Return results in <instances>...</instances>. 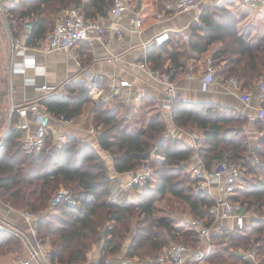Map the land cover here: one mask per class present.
<instances>
[{"label":"trees","instance_id":"16d2710c","mask_svg":"<svg viewBox=\"0 0 264 264\" xmlns=\"http://www.w3.org/2000/svg\"><path fill=\"white\" fill-rule=\"evenodd\" d=\"M171 1L137 0L136 10L142 24L147 19H155V11L164 10ZM112 3L113 0H18L9 9L8 25L13 36H18L24 23L31 24L25 43L35 46L53 28L58 14L70 5L81 6L88 18H97L108 16ZM199 19V26L194 21L190 23V34L185 42L170 39L160 46L151 44L147 56L150 65L164 70L163 65L168 60L170 65L165 72L174 80L185 67L182 56L192 58L191 68L196 70L195 60L216 44L210 56L220 76L234 77L242 88L253 89L264 76V41L243 40L237 23L218 5H205ZM179 45L183 47L181 52L177 51ZM90 89L91 85L85 80H69L64 83L63 92L43 95L40 102L52 118L64 121L76 118L85 110L86 119L101 125L98 144L110 153L115 172L135 171L145 160L150 163L153 175L140 187L138 201L131 203L110 194L112 179L95 147L87 143L77 147L74 136H66L65 141L57 144L49 131L45 145L38 152L25 154L18 133L12 129L0 148V201L38 215L37 237L49 243L51 261L57 264L86 262L88 253L100 241L98 264H103L108 255L119 250L132 226L135 230L128 257L155 255L168 244L169 236L179 238L170 221L153 217L155 196L170 193L186 205L194 217H208L213 200L206 193L193 192L189 173L181 164L189 159L193 149L182 139L161 135L165 132L163 117H155L144 130L131 132L130 127L121 124L120 103L106 109L103 102L92 101ZM261 105L264 106V97ZM232 112L235 113L234 109L228 106L191 103L178 95L170 111L177 126H195L203 133L198 154L206 166L211 167L215 159H226L245 167V186L231 199L239 201L252 216L241 230L223 228L212 234L214 252L209 260L213 264H237L239 257L235 251L238 248L256 247L264 253V136L258 139L261 148L255 149L259 163H252L248 159L251 145L245 130L248 118L240 112L235 117ZM255 122L256 128L261 130L260 119ZM60 186L76 194L90 193L92 199L81 200L76 206L51 207L50 199ZM183 236L184 243L191 246H197L200 241L195 233H183ZM21 249L15 233L0 227V254Z\"/></svg>","mask_w":264,"mask_h":264},{"label":"crops","instance_id":"0c3cea01","mask_svg":"<svg viewBox=\"0 0 264 264\" xmlns=\"http://www.w3.org/2000/svg\"><path fill=\"white\" fill-rule=\"evenodd\" d=\"M215 1L216 0H207L206 3H214ZM214 4L224 8L237 22L238 33L243 40L250 43H261L264 41V6L251 8L242 4L240 0H218ZM124 5L123 12L114 18L118 24V32L114 31V29H108L103 35L102 40L91 38L80 41L70 52H43L27 48L26 53L28 56L33 59L37 66L42 67L43 71L37 72L35 69L29 68L23 74L14 73L11 75L15 86V100L24 103V101L43 96V92L36 88V86L44 83L62 84L73 79L85 80L91 85L89 97L95 103L103 102L106 109L116 107L120 103L119 117L121 119V124L124 127H130L131 132L146 129L155 117L161 116L165 119L167 125L164 132L165 135L170 134L172 137L174 136L178 139H182L192 147L193 140L189 133L191 132L195 134V136L197 135L201 138V141L203 139V133L200 130L198 132L185 130L174 123L170 116V111L163 107V102L167 99L165 86L160 83L155 76L149 74V70L155 69L165 72L170 62L166 60L163 65L164 70H161L152 67L150 62L147 61V56L150 53L149 48L152 44L151 40L159 31L166 30L170 35V39H177L180 42H185L190 34L189 25L194 21L197 10L188 9L173 14L166 13L161 19L157 18L156 14L160 11L156 10L155 19H147L142 28L136 31L129 21L131 15L138 12L136 6L126 1ZM216 46L217 45L214 44L206 54L200 59L195 60V64L197 65L196 70L191 68L194 60L188 58V55L182 56L185 67L182 72L174 78L177 94L184 101L191 103H217L236 109L247 116L248 123L245 130L247 131L251 149L257 143L261 133V130L256 128V119L254 118L256 107L261 99L260 91L257 88L258 81L252 89L253 95L248 106L242 103L238 92L229 91L224 87L223 77L219 76L206 91L200 88V77L205 70V60L210 56V53ZM144 59H146L147 63L145 67H140L138 61ZM22 60L23 56H14L12 61L13 63L20 64ZM190 75L192 77H190ZM30 79L33 82H28ZM119 79H127L132 83L134 93L138 97L132 104L126 103L121 95H110L111 81L117 82ZM61 92H63V90ZM105 96L108 97L107 100H103ZM28 118H32L31 113H28ZM54 125L52 124L51 116L50 132L52 133L54 141L62 140V138L66 136H77L79 141L82 142V145L87 143L95 147L101 156L102 153H104V160L108 158L107 160L110 163L109 167L108 162H106L107 160L105 161L107 164V173L112 179L110 194L115 199H121V197L124 196L125 198L123 199H127L131 203H136V201H138L142 191L140 188L141 186L128 185L131 171L123 173L114 171L112 158L100 148L98 138H94V136H96V134H94L95 126L90 124L86 125L83 113L70 121L58 120ZM54 133H56V138L54 137ZM190 159L189 157L188 160L181 162L185 169L191 163ZM78 194L82 201H90L92 199L90 193L81 191ZM211 194L218 197L220 191L214 186L211 190ZM165 198L166 196L163 195L161 199ZM183 206L187 211V220H185L186 218H184V215L180 214H178L177 217L167 214L156 217L158 219L170 221L175 229L174 234L176 235L195 233L194 228L191 226V219L194 216L186 205L183 204ZM153 207V211L156 210V204H153ZM11 208L9 204L0 201V214L3 215L2 219L12 225L11 230H13V233L19 238L22 249L19 252L1 254L0 264H22V261L29 257L33 245L29 240V224L23 221L21 214L16 211L19 209ZM183 222H187V224L183 225ZM231 224L230 220L219 219L214 224L213 232L219 231V226L221 229L230 228ZM134 230L135 227L132 226L129 235L126 237L119 250L106 257L110 259L111 264H118L126 258L143 260L156 255L144 254V256L128 257L127 253L132 244ZM174 237L173 235L169 236V240ZM198 238L200 241L198 245L194 247L199 251L207 250V241L204 238ZM42 242L49 249L51 248L47 241ZM169 242H172V240ZM101 245L102 241L93 246L92 250L88 253L87 260L98 261ZM144 249H147V246ZM209 252L213 254V244L209 247ZM4 258H8L6 263H3ZM53 263L57 264L56 262ZM84 263L85 262L80 264ZM32 264L46 263L38 258L32 261Z\"/></svg>","mask_w":264,"mask_h":264},{"label":"built area","instance_id":"2783aa9c","mask_svg":"<svg viewBox=\"0 0 264 264\" xmlns=\"http://www.w3.org/2000/svg\"><path fill=\"white\" fill-rule=\"evenodd\" d=\"M218 1V0H216ZM215 1V2H216ZM242 4L251 8L264 6V0H240ZM3 1L0 0V3ZM123 0H113L111 8L108 10V16L88 18L84 10L79 5H70L62 13H60L53 28L47 32L45 37L38 45L28 46L25 43L26 38L31 32V24L24 23L21 27L20 34L13 36L10 39V60L8 63L10 82V93L8 99V126L6 131L0 137V148L4 146V138L12 129L19 135V141L22 150L25 154L38 152L44 145L48 132L50 131L51 114L46 110V107L40 102L41 97L33 100L17 102L15 100V86L11 75L14 73L23 74L29 68L35 71H43L42 67L36 65L30 56L26 53L27 48L40 50L43 52L64 51L70 50L80 41L88 39L102 40L103 35L108 29L118 30V24L114 20L124 10ZM207 0H173L169 2L164 10L157 13V18L161 19L166 13H178L180 11L195 9L197 15L194 22L197 26L201 25L199 15L205 5L214 4L206 3ZM130 23L136 31H139L143 24L139 12L134 13L129 18ZM118 32V31H117ZM170 40V35L166 30L159 31L151 40L155 46H160ZM14 56H23L20 64L13 63ZM146 59L138 61L140 67H145ZM204 72L200 77V88L203 91L209 89L210 85L220 76L219 68L213 65L211 56H208L204 63ZM149 74L155 76L156 79L165 86L167 99L163 102V107L171 111L172 102L177 94L176 84L173 79L169 78L166 72H161L158 69L149 70ZM190 77H192L190 75ZM221 77V76H220ZM224 87L229 91H236L243 104L249 105L253 95L251 88L246 89L238 83L234 77L222 78ZM27 82V81H25ZM28 82H33L31 79ZM33 84V83H32ZM110 95H121L126 103L132 104L138 97L134 93L132 83L127 79H119L117 82L111 81ZM62 84L44 83L36 86L43 92V95H56L63 90ZM257 88L260 91V103L256 107L254 118L261 121L260 136H264V106L261 105L264 97V77L260 78L257 83ZM108 97H103L107 100ZM28 113L32 114V118H28ZM171 116V113H170ZM178 131V130H177ZM175 134V133H173ZM193 140V152L190 156L191 163L187 166V172L191 178V187L195 194L206 193L212 200L213 204L208 209V217H193L191 226L194 228L198 237L204 238L207 241V250L199 251L196 247L184 244L169 242L159 253L153 257L143 260L126 258L118 264H213L209 260L212 255L209 252V247L212 245L211 236L214 233L213 227L217 220L226 219L232 223L230 231L241 230L245 227L250 216V212L243 208V205L231 198L235 192L243 188L246 182L245 167L241 163L232 162L226 159H215L211 167L205 165L198 154L201 138L193 133H189ZM174 137V136H173ZM261 148V143L257 141L255 146L250 149L248 156L252 163H259V157L255 154V149ZM153 155V154H152ZM153 175V168L150 163L145 160L140 164L139 169L131 171L128 185H144L146 181ZM216 186L220 191V195L215 197L211 194L212 188ZM81 201L79 194L74 193L71 189L60 187L50 199V206L64 204L66 206H76ZM13 209V207L11 208ZM18 211L23 221L29 224V240L32 242V249L27 259L22 261V264H32V261L41 259L46 264H55L51 261L49 248L37 237L36 226L38 215L29 210ZM3 225L1 227L12 228L4 219L0 220ZM7 226V227H6ZM221 231V227L219 226ZM217 231V232H219ZM14 232V231H13ZM17 233V232H16ZM235 254L239 257L237 264H263L264 253L256 247L238 248ZM84 264H98V261L87 260ZM103 264H111L110 259L106 258Z\"/></svg>","mask_w":264,"mask_h":264},{"label":"rangeland","instance_id":"374dc122","mask_svg":"<svg viewBox=\"0 0 264 264\" xmlns=\"http://www.w3.org/2000/svg\"><path fill=\"white\" fill-rule=\"evenodd\" d=\"M2 1L3 2L0 3V137L6 131L7 126H8V99H9L10 82H11V79L9 76V70H8V63H9L10 54H11V52H10V39H11V37H13V34H12V31L9 29V25H8V23H9V21H8L9 13L8 12H9L10 7H14L16 5V3H18V0H2ZM124 1L128 2L131 5L134 4L136 6L137 0H124ZM12 17L15 18V15ZM182 49H183L182 45H179L177 47V51L181 52ZM263 77L264 76H262L260 78H263ZM14 96H15V93H14ZM112 96H114V95H112ZM234 111H235V113L232 112V115H235V117H238L237 112H239V111H237L236 109H234ZM82 113H83V117L85 119L86 125L90 124V125L95 126L94 134H96V136H94V138L95 137L98 138L99 133L101 131V125H100V127H98L96 125V123H93L91 120L86 119V111L85 110ZM58 120H61V119L53 117L52 118V124L54 125ZM229 124L230 123H228L227 125H229ZM239 124H241V123L239 122ZM164 126L165 127L167 126L165 119H164ZM184 129L192 131V132H198L199 131L198 128H196L195 126L194 127L186 126ZM161 135L163 137L171 136L170 134L165 135L164 131H163V134H161ZM54 137L55 138L57 137L56 133H54ZM74 137L76 138V141H77V147L79 145H82L81 144L82 142L79 141L78 137L77 136H74ZM172 138H174V137H172ZM169 139H171V138H169ZM65 140H66V137L62 138V140L55 141V142L57 144H60ZM169 143H171V142H169ZM46 149H48V146L46 147ZM103 151H105V150H103ZM105 153L111 157L109 152L105 151ZM103 154L104 153H102V157H103ZM156 155L157 154H155V152H154L152 156L155 157ZM103 159H104V157H103ZM106 162H108V160ZM108 166L110 167L109 162H108ZM149 182L152 183L153 181H149ZM64 188H66V187H64ZM68 189H70V188H68ZM163 195L166 196L165 199H161L163 197ZM123 198H125V197L124 196L121 197V199H123ZM153 200H154V204H156V210L153 211V217H158V216L164 215V214L173 215L174 217H177V215L180 214V215H184V218H186L185 220H187L186 208L183 206V204H181V202H179V199H177L175 196L171 195L170 193H165V194H160L158 196H155ZM173 211H174V213H173ZM2 217H3V215L0 214V220L2 219ZM0 224L3 225V223H1V221H0ZM112 224L109 223L108 225H112ZM186 224H187V222H183V225H186ZM7 229H10V228H7ZM10 231L13 232V230H11V229H10ZM182 236H183V234H180L178 236L179 238H172L170 240H172V242H175V243H184V241L182 240V238L184 236L183 237ZM7 261H8V258H4L3 263H6Z\"/></svg>","mask_w":264,"mask_h":264}]
</instances>
